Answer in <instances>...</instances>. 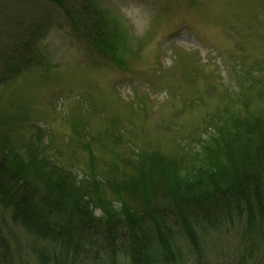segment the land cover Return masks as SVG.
Returning a JSON list of instances; mask_svg holds the SVG:
<instances>
[{
  "label": "rangeland",
  "instance_id": "374dc122",
  "mask_svg": "<svg viewBox=\"0 0 264 264\" xmlns=\"http://www.w3.org/2000/svg\"><path fill=\"white\" fill-rule=\"evenodd\" d=\"M18 1L0 0V12L28 28L48 22L44 63L0 83V149L39 195L59 182L63 208L127 218L148 210L152 191L212 190L246 153L260 149L264 163V0H96L113 35L97 44L58 7ZM262 210L200 221L193 242L171 236L144 259L264 264ZM15 213L0 201V264H136L125 251L82 258L78 241L51 242Z\"/></svg>",
  "mask_w": 264,
  "mask_h": 264
},
{
  "label": "trees",
  "instance_id": "16d2710c",
  "mask_svg": "<svg viewBox=\"0 0 264 264\" xmlns=\"http://www.w3.org/2000/svg\"><path fill=\"white\" fill-rule=\"evenodd\" d=\"M39 1L61 9L72 28L85 39L94 38L95 44L100 40L104 42L102 39L105 37L113 36L101 15L106 16L107 13L96 0ZM17 3L22 6L23 1L19 0ZM0 13L5 25V30L0 32V64L3 68L0 83H4L31 62L42 60L44 63L40 52L41 39L45 37L48 22L44 20L37 26L28 28L20 20L21 15L18 13L13 18H10L12 15ZM198 142L200 147H205L204 140L200 139ZM247 155L246 153L239 161L242 162L237 171H229L226 167L222 173L208 178L212 187L210 191L204 187L199 190L192 188L175 195L173 190L165 189L161 198L157 191H152L151 200H147L148 203L145 200L148 210L138 211L139 215L97 218L90 212L91 206L86 203L72 204L70 209L63 208V198L70 193L59 182L49 186L48 194L51 197L39 195L40 192L31 188V180L25 173L6 163V156L0 149V201L13 208L22 223L34 226L36 234L42 238L54 243L60 238L78 241V245H83L85 250L80 246L81 250H76L75 253L81 252L82 258H91L90 261L96 262L100 261V258H96L98 251L108 254L125 251L124 253L134 256L136 264H147L150 259L144 258L152 255L154 246L166 251L167 243L174 237L191 239L193 228L200 221L214 226L215 222L230 218L232 212L245 211L249 214L252 210H258L262 213L264 163L258 159L262 157V151L259 149L254 154ZM69 174L67 173L68 176ZM153 189H156V185ZM161 202L163 206L159 205ZM171 236L172 239L169 238ZM1 241L4 242L2 237ZM191 241L193 242L192 239Z\"/></svg>",
  "mask_w": 264,
  "mask_h": 264
}]
</instances>
